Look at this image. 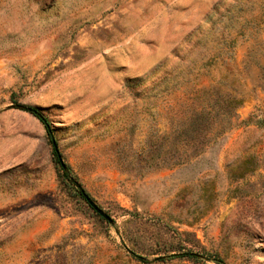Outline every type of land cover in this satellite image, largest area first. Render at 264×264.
<instances>
[{"label":"rangeland","instance_id":"rangeland-1","mask_svg":"<svg viewBox=\"0 0 264 264\" xmlns=\"http://www.w3.org/2000/svg\"><path fill=\"white\" fill-rule=\"evenodd\" d=\"M0 264H264V0H0Z\"/></svg>","mask_w":264,"mask_h":264},{"label":"trees","instance_id":"trees-1","mask_svg":"<svg viewBox=\"0 0 264 264\" xmlns=\"http://www.w3.org/2000/svg\"><path fill=\"white\" fill-rule=\"evenodd\" d=\"M15 106H16V108L20 109L21 111L30 114L32 117L37 119L40 122V124L43 126L45 133H46V136H47V139H48L50 146H51V155L53 158V162L58 169V172H59L61 179L64 182H66L68 185L71 186L74 193L80 198V200H82L83 202L88 204L86 201V198L90 199L89 195L86 194V192L84 191V189H82V187L80 186V184L78 183L76 178L71 174V170H70L69 166L62 161L61 155L59 153H57L54 149L53 142L55 143V145H56V142L54 140L51 127H50L49 122L46 119V117H44L41 114V112L39 111V109H37L36 107L27 106V105H20V104H16ZM191 256H193L191 253H183L180 255H170L167 257V259L191 257ZM137 258L139 260H142L141 257L137 256ZM161 259L162 258L159 257L156 260H161Z\"/></svg>","mask_w":264,"mask_h":264},{"label":"water","instance_id":"water-1","mask_svg":"<svg viewBox=\"0 0 264 264\" xmlns=\"http://www.w3.org/2000/svg\"><path fill=\"white\" fill-rule=\"evenodd\" d=\"M53 146H54L55 151L58 153L57 146L55 145L54 142H53ZM86 201L96 214H98L100 217H102L108 222L111 221L110 218L105 213H103L101 209H99L90 199L86 198Z\"/></svg>","mask_w":264,"mask_h":264}]
</instances>
